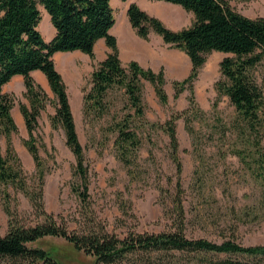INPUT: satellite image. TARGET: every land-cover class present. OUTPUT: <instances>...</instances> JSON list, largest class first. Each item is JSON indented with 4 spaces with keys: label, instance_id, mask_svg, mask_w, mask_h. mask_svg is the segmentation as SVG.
Returning <instances> with one entry per match:
<instances>
[{
    "label": "rangeland",
    "instance_id": "rangeland-1",
    "mask_svg": "<svg viewBox=\"0 0 264 264\" xmlns=\"http://www.w3.org/2000/svg\"><path fill=\"white\" fill-rule=\"evenodd\" d=\"M134 1L137 6L141 3L148 10L161 15L166 13L170 18H175L173 8L179 10L181 22L173 25L177 28L165 24L171 30L184 28L192 22L191 13L175 4L155 0ZM226 1L234 10L247 17H264V0ZM163 3L171 8L165 11ZM124 4L125 1L109 0L114 18L111 27L115 29V34L111 35L119 42L121 36L127 35L126 29L129 27ZM38 9L40 20L36 29L44 41H49L53 29L40 6ZM160 21L164 23L162 19ZM148 35L151 42L161 40L151 30ZM100 51L96 45L94 59H86L75 53L53 57L54 67L65 85L75 131L83 150L88 194L84 202L70 189L71 185L80 184V180L72 174L74 157L64 143L61 127L53 126L50 122L56 102L44 76L42 79V75H31L34 84L45 94L40 101L32 131L38 156L37 167L24 145L27 135L18 110L19 104L29 108L22 79L13 77L1 86V92L11 99L9 112L16 128L9 133V142L24 183L29 190L34 189L38 184V175H42L43 210L68 231H84L92 226L122 237L129 232L157 233L173 230L177 220L171 203L175 172L162 123L170 115L185 110L188 106V92L183 90L173 99L172 82L181 79L172 78L174 75L163 76L166 102L161 104L152 85L140 78L141 117L134 114L124 89L118 85L108 87L96 103L85 101L83 96L91 87L90 73L99 61ZM228 55L210 52L197 71L192 92L199 112L190 121L192 133L185 130L182 117L174 121L177 155L181 164L179 183L183 190L180 198L184 210L182 230L186 237L204 238L215 243L231 240L241 245H264L263 187L230 153L234 134L223 124L234 116L233 108L226 96H217L213 87L219 78L218 63ZM163 58L171 64L168 70L178 72L187 69L189 72V61L181 51L163 44ZM126 64L121 66L126 68ZM253 77L264 93V61L253 69ZM215 99L216 107L213 111L211 104ZM125 117L129 130L134 131L139 139L138 148L135 153H131L127 165L119 160L113 145L116 137L115 123ZM0 154L5 155L3 133L0 134ZM8 162L15 165L13 160ZM6 192L17 223L32 225L39 220L22 192L12 187H7ZM1 194L0 187V236L7 229ZM30 246L47 250L63 264H93L90 256L74 250L60 238L46 237ZM208 257L214 259L215 256ZM0 264L25 263L1 258Z\"/></svg>",
    "mask_w": 264,
    "mask_h": 264
},
{
    "label": "trees",
    "instance_id": "trees-1",
    "mask_svg": "<svg viewBox=\"0 0 264 264\" xmlns=\"http://www.w3.org/2000/svg\"><path fill=\"white\" fill-rule=\"evenodd\" d=\"M155 1L178 5L192 15L190 25L171 30L134 3L125 10L127 21L138 37L146 40L149 30L153 31L163 43L181 51L190 64L186 77L172 82L173 99L187 90L188 106L162 123L175 172L171 198L177 219L175 228L157 233L129 232L122 237L92 226L84 231H68L43 210L42 175H38L36 188L29 190L12 153L9 133L16 127L9 112L10 96L1 92V86L14 76L22 79L29 108L19 104L18 110L27 135L24 145L37 167L32 131L45 94L34 84L30 72L37 70L44 76L56 102L50 122L61 127L64 143L74 157L72 174L80 180V184H73L70 189L84 202L88 195L87 169L65 85L53 64V53L78 50L93 59V44L102 38L110 51L91 71V87L83 99L96 103L108 87L118 85L124 89L129 105L138 117L142 115L140 78L152 85L161 104L166 102L162 71L143 69L134 61H129L126 68L121 66L115 38L108 33L114 23L109 0H0V134L5 136V155L0 154V187L3 211L7 216V229L0 236V259H15L25 264H63L47 250L30 246L43 238L55 237L90 256L93 264H264V245H241L231 240L215 243L184 235V210L180 201L183 190L179 183L181 164L174 129V121L182 117L185 130L192 133L190 121L199 112L193 99L192 84L206 55L210 52L229 54L218 63L219 78L213 87L217 96H226L233 108L234 116L223 124L234 134L230 153L260 182L264 195V93L253 77V69L264 61V17H247L234 10L226 0ZM38 6L47 15L53 29L49 41H44L36 29L40 20ZM211 107L215 111L216 99ZM115 131L113 145L119 160L127 165L131 153L138 148L139 139L134 131L129 130L126 117L115 123ZM10 160L15 165L10 164ZM7 187L26 196L39 217L37 222L32 225L16 222L9 206ZM208 255L215 257L211 259Z\"/></svg>",
    "mask_w": 264,
    "mask_h": 264
},
{
    "label": "crops",
    "instance_id": "crops-1",
    "mask_svg": "<svg viewBox=\"0 0 264 264\" xmlns=\"http://www.w3.org/2000/svg\"><path fill=\"white\" fill-rule=\"evenodd\" d=\"M130 3H134L135 5H137V3L134 0H125V4H124L125 10ZM138 5H139L138 7L141 10L144 9L145 11L149 12L150 14H153L154 17L157 16L160 19H162L164 22L163 25L166 24L167 26H170L172 28H177V26H173V25L181 22V16L179 15V10H176V8H173L174 12H175V16L172 15V13H171V15L174 16L175 18H170L166 13H163V15H161L159 12L148 10L141 3H139ZM167 8H171V6H168L167 4L163 3V9H165V11H167L166 10ZM128 25H129V23H128ZM129 27H130V25H129ZM129 27L126 29L127 35L126 36L123 35L120 37L121 38L120 42L118 41V39H115V45H116V49H117V57H118V60H119L121 65L126 64L129 61H134L143 69L149 68L153 72H157L158 70H161L162 71V77L163 76L165 77L166 75L167 76L168 75H170V76L174 75L172 78L182 79L183 77H185L187 75V73H188L187 69L184 71L179 70L178 72L168 70V67H171V64L166 62V58H163V44H165V43H163L162 40H156L155 42H151L149 35H147L146 40L141 39L140 37H138L135 34L134 30L131 27L130 28ZM178 27H180V26H178ZM185 27H187V26H185ZM179 29L180 28H178L176 30H179ZM131 30H132L133 34H131ZM50 33L52 35L53 31L51 30ZM108 33L112 34L110 29H109ZM114 34L115 33H113V35ZM102 41H103V39L100 38V39L96 40L95 43L93 44V59H94V51L96 49V45L99 47V50H101L100 55H99V61L103 60L105 58L106 54L110 51L109 48L105 44L104 45L106 47L102 44L104 42V41L103 42ZM66 53L80 54L82 57H84L86 59L88 58V56L86 54H84L78 50L65 52V53L55 52V53H53L52 58H53V56H56V55L59 56L61 54H66ZM163 67H164V71H163ZM33 74L40 75V76L42 75L37 70L30 72V75H33ZM14 77H20V76H14ZM41 77H42V79H44L43 75Z\"/></svg>",
    "mask_w": 264,
    "mask_h": 264
},
{
    "label": "bare ground",
    "instance_id": "bare-ground-1",
    "mask_svg": "<svg viewBox=\"0 0 264 264\" xmlns=\"http://www.w3.org/2000/svg\"><path fill=\"white\" fill-rule=\"evenodd\" d=\"M111 32H112V34L115 33V29H113Z\"/></svg>",
    "mask_w": 264,
    "mask_h": 264
}]
</instances>
